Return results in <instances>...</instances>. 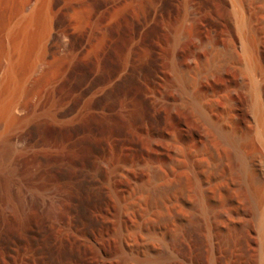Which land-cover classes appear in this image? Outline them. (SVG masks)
Listing matches in <instances>:
<instances>
[{"label": "rangeland", "instance_id": "rangeland-1", "mask_svg": "<svg viewBox=\"0 0 264 264\" xmlns=\"http://www.w3.org/2000/svg\"><path fill=\"white\" fill-rule=\"evenodd\" d=\"M234 5L0 0V264H44L40 220L78 264H262L264 0Z\"/></svg>", "mask_w": 264, "mask_h": 264}, {"label": "bare ground", "instance_id": "bare-ground-1", "mask_svg": "<svg viewBox=\"0 0 264 264\" xmlns=\"http://www.w3.org/2000/svg\"><path fill=\"white\" fill-rule=\"evenodd\" d=\"M231 2H233V5L235 4L234 6H236V5H238V2L240 3V0H231ZM239 7L241 9L240 5H239ZM236 8H235V11H237V10L239 11V9L236 10ZM243 15H244V17H243ZM236 16L239 18L238 20L236 19L237 25L239 22L238 28L241 29V31L239 29V31L241 33V36L239 34L240 40H241V43H240L241 48H242L244 55H245L247 67L250 70L253 68V63H252V60H253L252 59L253 58L252 52H253V50L251 48V45H250L249 39H248L249 38L248 37L249 22L247 20L248 18L247 19L245 18L246 16H245L244 12H243V14L237 13ZM29 18H31L30 20H32L33 17L29 16ZM27 23H28V21H27ZM23 34H25V33H22V35ZM92 79H95V78H93V75L90 72H88L86 70H81L80 72H78L74 76L72 85L75 88L81 87L86 82H91ZM122 82H123V78L119 79L118 81L115 82L114 87L121 85ZM257 87H258L257 83H255L253 81V92L256 91ZM108 89H110V88H108ZM110 93H111V89L108 90V95ZM13 106H14V103H10L8 106L7 105L2 106V108L0 107V115H2V116L4 115L6 120H7V118L8 119L12 118V116L14 115ZM254 108H255V121L257 123L256 137L258 138L259 142H261L263 145L264 144V114L262 113V110L259 107L257 101H255ZM76 173L79 174L77 176H81V177L83 176V174H82L83 172H76ZM76 173H73V174H76ZM77 183L86 192H88V199L85 202H83V204H82V208L86 212L87 204L89 202L93 201L91 195H94L96 198L101 199L102 191H101V188L98 187L94 181H91V180L89 181V180H86L85 178L79 179L77 181ZM45 198L42 200V204H41L42 207H46L47 201H49ZM85 214L87 215L90 222L96 221V219L94 218L93 215H90L87 212ZM261 229H262V232L264 233L263 222H261ZM31 236H32V240L34 243L35 252L40 257L39 259H41L44 264H78V263H84V262L86 263L87 262L88 246L86 244H84L85 241H84V243L77 242L75 244V246H68L67 243L63 240V238L57 232H55V233L52 232V229H50L46 220H42V221L40 220L39 222H37L35 228L32 231ZM7 237H8V235L6 234L4 229L0 226V241L4 240ZM262 264H264V259H263Z\"/></svg>", "mask_w": 264, "mask_h": 264}]
</instances>
